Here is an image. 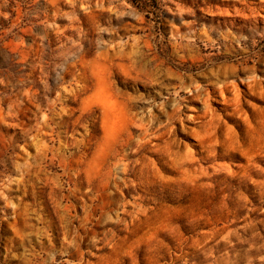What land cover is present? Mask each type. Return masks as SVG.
<instances>
[{
  "label": "rangeland",
  "instance_id": "1",
  "mask_svg": "<svg viewBox=\"0 0 264 264\" xmlns=\"http://www.w3.org/2000/svg\"><path fill=\"white\" fill-rule=\"evenodd\" d=\"M0 264H264V0H0Z\"/></svg>",
  "mask_w": 264,
  "mask_h": 264
},
{
  "label": "trees",
  "instance_id": "2",
  "mask_svg": "<svg viewBox=\"0 0 264 264\" xmlns=\"http://www.w3.org/2000/svg\"><path fill=\"white\" fill-rule=\"evenodd\" d=\"M134 4H137L138 6H140V3H139V1H137V3H136V2H134Z\"/></svg>",
  "mask_w": 264,
  "mask_h": 264
}]
</instances>
